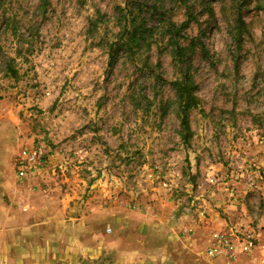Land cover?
<instances>
[{
	"label": "rangeland",
	"instance_id": "obj_1",
	"mask_svg": "<svg viewBox=\"0 0 264 264\" xmlns=\"http://www.w3.org/2000/svg\"><path fill=\"white\" fill-rule=\"evenodd\" d=\"M139 1L147 7V10L143 8L141 13L143 23L152 28L153 42L150 49L138 50L134 55L117 50L110 55V47H114L121 34L116 18L118 9L124 7L123 0H0V52L5 46L10 47L16 41L30 43L43 20L48 21L49 26L46 27L47 35L41 32L44 37L42 42L45 45H55L45 57V61L35 65L34 74L29 71L18 81L20 92H4L3 86L0 85V92H4L0 95V164H3L5 170L9 165L14 166V158L19 153L17 125L11 106L15 105L18 114L29 123L33 116L30 115L32 108L26 103L28 99H36L37 109L43 112L57 93L64 96L68 87L65 82L69 80L65 67L66 59L79 62L81 71L73 78L75 83L72 88L80 92L86 103L74 105L72 101H67L64 107L70 112L82 110L85 115L96 111L101 122L106 118L115 122L121 116L128 123L142 121L146 139L140 143L145 147L147 140L151 139L153 124L159 125L161 131L179 127L176 98L171 83L186 67H189L199 98V107L189 115L193 133L189 144L193 148L197 147L196 133L201 129L207 130L211 121L223 126L224 121L231 115L253 111L264 115V0H238L240 5L232 0ZM207 6L211 10V16ZM238 12L241 13L250 35L243 37L241 48L236 50L231 28ZM165 20H171L177 25L188 22L186 29L181 33L183 38L180 39V44L191 50L181 65L172 60L171 50L166 45L167 36L159 35V30H156L158 23ZM64 40L68 41L66 45ZM28 55H31V52ZM2 59H7V56ZM48 61L51 63L44 67V63ZM109 70L111 75L101 82L100 73L106 74ZM92 85L95 87H91ZM90 87L91 91L86 92ZM37 88L41 89L40 93L34 91ZM21 92L23 100L20 99ZM48 93H52V96H48ZM59 103L57 100L56 104ZM22 104L23 110L20 108ZM165 109L166 120L163 119ZM209 115L211 120H208ZM121 139L124 137L121 136ZM172 143L177 145L178 150L183 147L179 136H173ZM40 146L43 148V145ZM168 146L171 147V144ZM111 147L109 145V151ZM156 151L153 147L147 155L151 157L150 162L159 172ZM199 166L202 172L203 163ZM96 167L98 172L101 171L99 165ZM233 167L238 172L243 165L237 163ZM260 171L264 172V168ZM33 176L30 179L38 176L39 180L41 179L38 183L42 191L55 194L67 205V220L72 214H84L86 217L85 208L78 203V200L82 199L85 206L92 204L101 210L106 207V214L119 220L121 227L122 220L126 222L123 224L125 226L130 223L132 226H150L154 221L160 223L165 217L173 216L183 203L180 201L173 204L169 201L165 204L157 201L158 180L153 181V195L148 196L147 186L141 193L153 204H158L154 209L143 202L132 205L131 195L127 200L119 197L108 200L107 185L110 181L102 174L82 177L79 172L76 176L60 172V178L57 179L55 172L50 174L49 169H41V174ZM85 179L89 183L85 184ZM250 182L256 184V199L250 201L248 207L256 210L258 217H253L250 227L231 230H257L263 238L264 181L256 176L245 177L243 180L233 177L230 186H222L220 183L205 186L198 181L206 191L214 190L222 201L229 198L230 191H236L243 200V193L248 191L246 185ZM32 183L30 187L35 186V181ZM163 183L160 187H163ZM226 210L222 213L225 218L228 217ZM184 215H190L187 209L184 210ZM91 220L95 223L92 218ZM211 224L202 220L200 227L209 229ZM190 226L193 225L186 220L181 223L180 228ZM113 229L116 230L115 227ZM102 231L106 237L111 236L107 231ZM74 233L66 231L60 233L57 238L66 239ZM250 253H256L258 258L262 255L264 257V252L258 250Z\"/></svg>",
	"mask_w": 264,
	"mask_h": 264
},
{
	"label": "clouds",
	"instance_id": "obj_2",
	"mask_svg": "<svg viewBox=\"0 0 264 264\" xmlns=\"http://www.w3.org/2000/svg\"><path fill=\"white\" fill-rule=\"evenodd\" d=\"M48 26V21H41L30 43L16 41L10 47L5 46L0 52V85L3 86L4 92H20L21 86L18 81L21 77L29 71L34 74L35 65L44 62L45 57L53 50L55 45H45L42 42L44 37L41 36V32L47 35ZM59 42L58 38L57 43ZM63 43L66 45L68 41L64 40ZM29 52L31 55H28ZM5 55L7 59H2ZM50 63L51 61L44 63V67H48ZM65 67L69 80L65 82L68 87L64 91V96L57 93L43 112L37 109L36 99L30 98L26 101L32 108L31 122L26 123L16 111L15 105L11 106L12 116L15 117L17 125L16 139L21 155L26 160L29 159L30 152L39 155V166L35 168L33 175L41 174V169H49L50 174L55 172L57 179L60 178V172L73 176L79 172L82 177L102 174L110 181L107 185L108 200L113 197L127 200L131 195L132 205L143 202L154 209L158 204H153L141 193L147 186L148 196L153 195L151 191L153 181L158 180L157 201L165 204L169 201L173 204L183 201L173 216L161 220L158 234L153 235L149 230L145 238V243L149 247L141 249L124 244L126 233H122L119 220L106 214V207L101 210L92 204L85 206L83 199L78 200L85 208L86 216L97 221L95 224L97 230L107 231L116 237L107 244L102 242L95 250L85 249L74 239L72 244L81 259L107 258L112 260L113 264H135L136 261L144 264V258L147 257L152 260V264L157 260L160 264H173L175 259L173 251L178 244L182 243L185 251L190 252L195 243L187 233L181 237L178 231L181 223L186 220L194 227H200L202 220L213 223L221 231L252 226L250 221H253V217H258V213L249 209L248 205L250 201L256 199L255 182L247 183L248 191L243 193V200L236 191H230L229 198L222 201L214 190L210 189L209 195V191L201 187L198 181L205 186L215 183L230 186L233 177L243 180L245 177L256 176L264 181V172L260 171L264 168V115L256 111L231 115L224 121L223 126L211 121L207 130L201 129L196 133L195 148L188 143L193 139V133L185 129L183 118L180 119V126L174 130L161 131L159 125L153 124L151 139L147 140L145 147L140 143L146 139L142 121L128 123L121 116L115 122H110L107 118L101 122L96 111L85 115L82 110L75 112L67 110L64 107L67 101H72L74 105H83L86 102L80 92L72 88V84L75 83L73 78L81 71L79 62L66 59ZM110 75V70L106 74L101 72V82ZM91 87L86 92H90ZM34 91L40 93L41 89L37 88ZM4 92H0V95ZM48 96H52V93H48ZM20 99H24L22 92ZM57 100L60 102L59 105L56 104ZM20 108L23 110V104ZM163 119H167V109L164 111ZM208 120H211L210 115ZM121 136L124 137L123 140ZM173 136L182 138L181 149L178 150L177 145L172 143ZM40 145L44 148L43 155L38 151ZM109 145L112 146L111 151ZM153 147L157 150L159 172L150 162L151 157L147 155ZM201 163L202 172L199 166ZM237 163L243 165L238 172L233 167ZM96 165L100 166L101 171H97ZM165 180L167 183H163ZM84 183L87 184L89 181L85 179ZM161 183L163 187H160ZM185 209L190 215H184ZM225 209L228 213L227 218L222 215ZM114 227L115 233L112 232ZM93 239H102L99 231ZM170 247L172 251H169ZM89 252L93 255L89 256Z\"/></svg>",
	"mask_w": 264,
	"mask_h": 264
},
{
	"label": "crops",
	"instance_id": "obj_3",
	"mask_svg": "<svg viewBox=\"0 0 264 264\" xmlns=\"http://www.w3.org/2000/svg\"><path fill=\"white\" fill-rule=\"evenodd\" d=\"M33 174V173H32ZM18 178L14 166L4 169L0 164V264H113L107 258L102 260L81 259L72 241L75 239L85 249L95 250L103 242L107 244L115 239V235L106 237L102 230L95 228V223L84 214H72L68 219L67 205L55 194L42 191L39 176L32 178ZM34 177V176H33ZM34 187H30L33 184ZM72 212V211H71ZM227 212V210H226ZM122 233H126L124 244L128 247L147 249L145 238L149 230L153 235L160 231V223L153 225L142 224L132 226L123 225ZM211 230V231H209ZM231 231L228 229L226 231ZM75 232L66 239L57 238L63 232ZM99 231L102 239H93ZM113 229V233H115ZM181 237L185 233L195 242L190 252H186L183 244H178L173 251V264H263L264 257L255 256L256 253H235L233 257L217 255L210 257L206 253L211 245L210 235L219 232L215 224L209 229L205 227H181L178 229ZM224 232V231H222ZM109 234V233H108ZM169 251H172L171 247ZM89 256L93 253L89 252ZM135 264H139L136 261ZM144 264H152V260L145 257ZM155 264H160L159 260Z\"/></svg>",
	"mask_w": 264,
	"mask_h": 264
},
{
	"label": "trees",
	"instance_id": "obj_4",
	"mask_svg": "<svg viewBox=\"0 0 264 264\" xmlns=\"http://www.w3.org/2000/svg\"><path fill=\"white\" fill-rule=\"evenodd\" d=\"M235 1L238 5V0ZM124 7L118 9V16L116 18L117 26L120 28V38L115 41L114 47H110L109 53L120 52L134 55L138 50H149L152 44V28L143 23L141 13L143 8H147L146 5L140 3L139 0H123ZM187 8V7H186ZM208 14L211 16V10L207 6ZM147 10V9H146ZM163 19V18H162ZM187 23H181L177 25L171 20H165L158 23L159 35L167 36L166 45L171 50V57L175 64H180L187 56V53L191 50L189 47L182 46L180 39L183 37L181 33L186 29ZM249 36L247 25L241 17V13H237L231 28V37L233 43L236 46V50L242 46L244 36ZM122 36L124 41L122 42ZM172 88L174 90L176 104H177V116L179 119H184V125L186 130H191L189 115L191 111L199 107V98L196 95V85L193 81V77L189 71V67L182 70L179 76L172 81ZM182 143V138L180 137ZM189 143V142H188ZM183 144V143H182Z\"/></svg>",
	"mask_w": 264,
	"mask_h": 264
},
{
	"label": "built area",
	"instance_id": "obj_5",
	"mask_svg": "<svg viewBox=\"0 0 264 264\" xmlns=\"http://www.w3.org/2000/svg\"><path fill=\"white\" fill-rule=\"evenodd\" d=\"M39 154L43 155V148L39 146ZM39 155L29 153V159L26 160L20 151L14 158V168L18 178L26 177L32 174L38 167ZM211 245L207 247L206 253L210 257L217 255H226L233 257L235 253L252 252L255 250L264 252V235L263 238L257 230L251 231H219L212 232L210 235Z\"/></svg>",
	"mask_w": 264,
	"mask_h": 264
}]
</instances>
